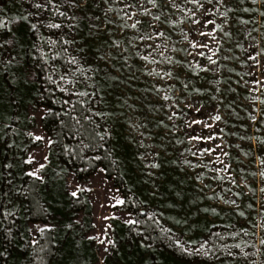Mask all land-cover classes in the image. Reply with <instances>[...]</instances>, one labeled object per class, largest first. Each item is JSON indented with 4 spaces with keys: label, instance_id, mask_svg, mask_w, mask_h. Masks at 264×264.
<instances>
[{
    "label": "rangeland",
    "instance_id": "1",
    "mask_svg": "<svg viewBox=\"0 0 264 264\" xmlns=\"http://www.w3.org/2000/svg\"><path fill=\"white\" fill-rule=\"evenodd\" d=\"M35 2L36 0H31V2L0 0V17L10 22L12 33L16 34L13 18L17 15L32 12L34 15L30 19L34 23L37 22L35 15L37 10L31 6ZM57 2L59 3L60 0ZM244 6L251 5L245 3ZM103 7L101 3L99 9L93 8L91 11L95 15H101L100 10ZM232 7H236L235 3ZM61 10L67 11L69 16L73 14V10L66 8L63 4ZM197 16L203 19L199 13ZM180 17L181 14L176 13L172 19ZM238 17L254 19L257 23L243 25L232 22V27L229 29L232 37L223 43V51L220 53V57L227 55L231 58L220 59V63L224 65L222 69L218 70L213 66L212 71L200 72L196 75L187 67L188 63L193 61L192 56L184 52L170 53L175 59L182 60L185 64L183 68L177 64L171 69L177 73L178 79L170 81H161L146 75L147 68L157 67L159 69L163 65L145 66L144 62L135 56H130L125 63L119 56L118 49L111 50L116 59L109 60L108 63L97 59L98 48L101 45L97 41L86 38L87 21L82 20L79 24V38H83V43L67 46L66 52L63 50L65 46L58 43L52 47L44 37L59 40L61 35L69 34L67 27L56 30L41 26L38 33L31 32L30 45H24L22 38L17 37V42L23 45V50L16 49L19 53L17 60L24 59L32 66H38L40 85L36 88L23 82L19 71L16 70L19 65L0 78L1 94L2 91L8 92L11 97L9 106L4 111L1 107L4 99L1 100L0 96V108L4 111L0 112V164L4 162L12 164L11 169L3 171L5 173L11 171L9 178L13 180V190L20 188L23 192L21 182L25 178L24 173L38 167L39 163L47 164L49 161L51 145L47 144V140L49 138L53 140L55 135L44 127L42 118L48 109L49 100L45 92L47 88H50V84L63 89L62 96L55 99L63 106L71 104L74 99L79 100L82 105L90 101L94 124L100 130H107L111 136L119 140L118 167L113 176H108L102 166L97 167L89 175H80V169L76 168L66 167L64 169L59 166L56 169L57 172L65 174L69 192L76 191L79 185L87 193L91 202L89 221L85 222L81 218L82 230L90 237H96L93 239V246L97 258L89 264H119V261L128 258L127 255L120 253V250L125 246L137 245H140L139 250L146 254L153 252L155 262L151 264H157L162 254L154 253V251H160V248L164 251L170 249L168 245L171 237L170 227L174 219L172 208L175 206L173 203L175 197L179 198L177 204L180 206L179 222L183 247L188 249L187 252H182L186 258H189L184 260L186 264H195L197 258L194 259V256L189 254V251L194 250L195 247V239L190 234L192 232L191 222L195 218V208L199 209L198 214H203L204 209L212 210V206L224 203L226 198L237 200L235 193L240 189L236 186L238 184L247 185L256 181L258 186H264V180L258 175V158L264 155L261 153L264 145L259 144L255 139L256 137L264 138V118H262L264 107L260 104L254 107L251 105L249 91L252 81L264 80V56L259 58V64L248 59L249 54L256 51L255 48L249 47L252 37H255L259 46L264 48V17L239 10L234 14L233 21ZM38 19L45 25L48 22L65 25L73 23L63 17L54 16L51 11L39 12ZM219 22L217 19V23ZM162 27L171 36L177 49L188 47V41L183 38L184 33L189 35L190 40L204 41L209 43L213 49L215 48L216 41L199 36L198 31L201 30V26H194L188 19H185L184 23L178 27L170 25ZM211 27L209 25L202 30L208 31ZM253 28L259 31H253L252 35L248 36V31ZM113 31L115 38L124 42L122 47L126 46V37L129 33L122 34L118 29H113ZM104 39H107V36ZM33 44L36 48L32 47ZM236 44L242 47H236ZM81 47L85 49L84 52L78 51ZM136 50L129 48L130 53ZM139 50L141 54H144L143 44H139ZM41 51L46 54L45 57H41ZM104 51L108 49L105 48ZM204 51L207 52L206 49ZM16 52L13 54L16 55ZM57 53L59 55H56ZM53 56L55 59H52ZM72 57L77 58L78 64L70 63ZM195 60L201 65L208 63L206 59L199 56L195 57ZM89 65L100 71H88ZM78 67L84 70L83 75L77 71ZM49 76L51 79L48 78ZM61 76L65 79L60 80ZM217 80L219 83H216ZM169 84L173 87L169 88ZM184 84H188L187 89L183 87ZM157 86L164 90L156 92ZM197 88L201 91H195ZM80 92H96L97 95L75 94ZM164 95H169L172 99L164 101L162 99ZM96 112L111 113V115L101 118L94 114ZM173 112L176 116L169 119ZM216 115H220L222 120L216 121L214 119ZM253 115L257 117L256 122L251 119ZM192 121H201V123L195 124L191 123ZM132 125H138V127L133 128ZM29 133L33 135L30 136ZM34 136H42L45 139L35 141ZM208 136L219 138L211 141L190 139L191 137L207 138ZM249 137L253 139L249 140ZM141 142L144 146H141ZM217 144L223 147L222 149L217 148L215 155H221L222 159L231 164V175L235 178L236 185L211 180L209 177L213 173L206 168L192 169L183 163L184 160H191L201 165L208 164L209 161L214 160V155L199 157L193 156L192 153H199L205 148H213ZM149 145L151 147H145ZM224 151L229 152V157L222 156ZM156 153H159V156L155 162L159 163L160 167H146L147 164L153 162ZM30 154L35 157L32 165L24 163ZM142 154L143 160L139 158ZM45 155L48 157L47 161L43 159ZM209 167L215 168L219 165L210 164ZM101 169L104 171L102 172ZM48 171L44 169L40 175L47 177ZM149 172L152 175H148ZM198 173H203L200 180L196 179ZM252 173H257V175H252ZM221 175L227 176L226 173H221ZM209 184L211 187H204ZM190 188H193L197 194L196 207L188 197ZM226 188L231 191H222ZM217 193L223 199L208 198ZM116 199H123L125 203L116 205ZM18 201L20 204L23 203V195L11 196L10 202L8 199L4 200L5 210L11 211L13 208L19 210ZM139 210H149L157 219L162 232L159 242H155L151 233L143 235L138 228L129 231V234H123L124 238L116 231L114 218L122 221L131 219L139 223ZM29 225L34 237L38 235L37 226L43 227L44 223L29 221ZM109 239L115 242L114 246L107 243ZM101 240L104 243H100ZM105 248L108 249L107 252ZM168 260L172 261L170 258ZM138 261H140V256Z\"/></svg>",
    "mask_w": 264,
    "mask_h": 264
},
{
    "label": "trees",
    "instance_id": "2",
    "mask_svg": "<svg viewBox=\"0 0 264 264\" xmlns=\"http://www.w3.org/2000/svg\"><path fill=\"white\" fill-rule=\"evenodd\" d=\"M13 23L16 39L20 36L24 45H30L32 36L27 23L15 20ZM19 61L21 69L19 73L23 82L27 81L25 83L37 88L40 85L38 71L33 75L28 71L32 65L24 59ZM4 75L5 73H0V78ZM47 89L45 95L49 100L48 109L42 122L44 127L55 135L53 139L55 143L49 148V161L45 168L49 170V175L44 177L46 183L43 184L25 176L21 183L23 192L27 191L29 195L27 197L23 195L22 204L18 201L20 208L19 210L13 208L10 211L13 215L0 217L3 221L0 224V251L6 252L5 258L0 259V264H89L97 258L93 239L90 240V236L82 230L81 218L87 222L91 213L89 197L84 190L79 191L77 197H72L71 192L67 190L65 174L57 172L56 169L59 166L64 169L76 168L80 169V175H89L97 167L102 166L108 176H113L118 167L119 140L111 135H104L105 130H100L94 124L90 101L82 105L79 100L74 99L71 104L63 106L55 100L56 97L62 96V89L53 87L52 84ZM0 96L1 100L4 99L1 107L6 111L11 100L10 94L2 91ZM4 111L0 108V112ZM101 135H104L103 140L100 139ZM238 185L240 189L236 193L240 195H236V205L216 204L212 206L215 212L208 210L203 214H198L196 191L193 188L189 189L188 197L196 207L190 232L195 239V247L189 251L194 259L197 258L195 264H264V246L260 244L264 232L258 227H252L264 218L261 215V210L264 209V191L261 189L264 186H258L256 181ZM178 201L177 197L173 200L175 206L172 208L174 219L170 227L171 237L168 245L170 249L164 251L160 248V251H154L162 254L157 264H186L184 259H189L182 253L184 247ZM240 212H243L244 216H240ZM138 216L139 223L134 225L114 218L116 231L124 238L123 234H129V231L138 228L143 235L151 233L155 242H159L162 232L157 219L149 210H139ZM29 221L44 223V226H51V230L33 237L28 231ZM69 224L72 225L71 228L67 227ZM9 228L10 241L5 232V229ZM33 239L38 243L32 244ZM124 240L126 241V238ZM176 241L180 243L177 244ZM237 244L240 245L239 248L235 247ZM201 245H204L207 255L195 252ZM139 247L140 245L125 246L121 249L120 253L127 255L128 258L119 261V264L153 263V252L146 254L140 251ZM40 248L44 251H39Z\"/></svg>",
    "mask_w": 264,
    "mask_h": 264
},
{
    "label": "snow or ice",
    "instance_id": "3",
    "mask_svg": "<svg viewBox=\"0 0 264 264\" xmlns=\"http://www.w3.org/2000/svg\"><path fill=\"white\" fill-rule=\"evenodd\" d=\"M26 2H31V0H26ZM103 4L104 7L101 11V15H95L91 10L93 8L99 9V5ZM235 3L236 7H232V4ZM245 3L250 4L251 6H244ZM64 5L66 8L73 10V14L69 16L67 11L61 10V5ZM34 9L37 10L35 15L37 16V22H32L30 17L34 15L32 12H25L22 15H17L13 19L15 21H23L26 22L29 30L33 33H38L41 26L47 27L48 29H62L67 27L69 30V34L61 35L59 40L51 39L50 37H44L47 40L48 44L52 47H55L58 43L62 46H65L63 50L67 51V46H73L76 44H82L83 38H79V24L80 22L87 21L86 27L88 28V33L86 38L92 41H97L101 45L98 48V56L97 59L108 63L109 60L116 59V56L112 54V49L119 50V56L122 57L125 63H127L130 56H135L142 62L144 65H163L161 68L157 67H149L146 70V75L150 77L158 78L161 81H170L178 79L177 73H174L171 69L175 67L177 64L180 65L181 68L185 67V64L182 60L175 59L173 55L170 53L176 52H184L187 55L193 57V61L189 62L187 67L194 72L196 75H199L200 72H210L212 71L213 66L217 67V69H222L224 67L223 64L220 63V59L228 60L231 57L224 55L220 57V53L223 51V43L231 39L232 32L229 30L232 27V22H238L243 25H248L250 23L255 24L257 21L254 19H243L242 17L236 18L233 21L234 14L239 10L244 13H255L261 17H264V0H60L58 3L57 0H36L35 3L31 5ZM41 11H51L54 16L63 17L69 21H73L70 24H61L56 22H48L46 25L43 24L42 21L38 19L39 12ZM80 13L82 15H78ZM180 13L181 17L179 19H172V17L176 14ZM197 13L200 14L203 19L198 18ZM211 17V18H210ZM188 19L194 26H201V30L198 31V35L201 37L210 38L213 41H216L215 48L210 47L209 43L204 41H193L189 39V35L184 33V40L188 41L187 48L177 49L174 46V43L171 40V36L164 30L163 25H170L171 27H178L184 23V20ZM217 19H219V23H217ZM10 22H6L4 18L0 17V73H6L11 70L13 67L20 65V61L17 60V56L19 55L16 52L17 48L23 50V45L18 43L16 40V36L12 33V29L9 26ZM211 25V29L208 31H203V28H207ZM113 29H118L122 34L124 32H128L129 35L126 37L127 45L122 47L124 43L120 39L115 38V33ZM183 31V30H182ZM253 31H259L258 29H250L247 33L248 36L252 35ZM107 36V39L104 37ZM6 37V38H4ZM139 44L144 45V54H141L139 50ZM33 48H36V45H32ZM236 47H242L240 44H236ZM249 47L255 48L256 51L254 53H250L248 56L249 60L255 61L257 64L260 63L259 58L264 56V48L259 46V42L255 37H252V42L249 44ZM108 49V51H104V49ZM129 48L137 49L135 52H129ZM207 50L204 51V50ZM194 50V51H192ZM78 51L84 52V48H79ZM16 52V55L13 53ZM127 53V55H125ZM211 53V54H208ZM56 55H59L57 53ZM46 54L41 51V57H45ZM202 57L208 61L207 64L201 65L199 61L195 60V57ZM213 57H218L214 59ZM55 59V56L52 57ZM72 64H78L77 58L72 57L70 60ZM17 71L21 69L19 67L16 68ZM38 70L37 65H33L28 69L33 75H35ZM77 71L81 72L83 75L84 70L81 68H77ZM88 71H100V69H93L91 65H89ZM51 79V76L48 77ZM91 78V77H86ZM11 79V78H9ZM65 77L61 76L60 80H64ZM27 82V81H25ZM219 83V80L216 81ZM247 83V82H246ZM169 88L173 87L172 84L168 85ZM183 87L185 89L188 88V84H184ZM63 90V89H62ZM164 89L160 86H157L155 91L162 92ZM195 91L200 92L201 89L197 88ZM219 91V89H217ZM250 91V103L254 107L256 104H260L264 107V80H254L252 84L249 86ZM80 96H88L93 95L96 96L97 93H88V92H80L75 93ZM164 101H168L172 99L169 95H164L162 97ZM68 103V101H65ZM171 107V106H170ZM256 111H260V109H255ZM96 116L101 118L111 115V113L104 112H96L94 113ZM176 116V113L173 112L169 119H172ZM262 118H264V113H262ZM216 121H221L222 117L220 115H216L214 117ZM253 122H256L257 117L251 116ZM191 123H201V121H192ZM133 128L138 127V125H132ZM146 127V125H145ZM211 127V125H208ZM223 131V130H221ZM28 135H33L29 133ZM104 135H111L107 130H105ZM104 135L100 136V139H104ZM143 136V133H141ZM217 136H208L204 137H191L190 139L196 140H215L218 139ZM45 138L42 136H34L35 141H42ZM249 140L253 139L252 137L248 138ZM257 142L261 145H264V138L256 137ZM55 143V141L50 138L47 140V144L50 146ZM179 143V141H178ZM11 147V145H8ZM141 146H144L141 142ZM145 147H151L145 146ZM222 145L217 144L213 148H205L197 152H193V156L203 157L205 155H214L215 158L212 161H209L208 164L201 165L199 163H193L191 160H184L183 163L192 169L197 168H206L208 171L212 172L213 175L209 177V179L217 181V182H225L236 185L235 178L231 175L232 166L230 163L226 162L225 159L221 158V155H215L216 149L221 148ZM261 153H264V147L261 148ZM151 155V153H149ZM229 152H222L223 157H229ZM159 156V153H156L153 157V162L147 164L148 168H159L160 164L155 162L156 158ZM141 160L144 159L143 154L139 157ZM45 161L48 160L47 155L43 157ZM95 159H100V157H95ZM259 172L258 175L262 180H264V155L259 156ZM35 162V157L33 155H29L27 159L24 160L25 164L32 165ZM210 164H218L219 167H209ZM12 168V164L8 162H4L0 164V217L6 218L8 216L13 215L12 212L5 210L3 201L8 199L10 202V197L24 195L27 197L29 193L27 191L21 192L20 188H16L13 190V180L10 179L11 171H7L6 173L3 170H9ZM46 168L45 163H39L38 167L33 168L32 170L26 171L24 173L25 176L32 178L33 180H37L40 183H46L44 176L40 175V173ZM103 172L104 169H101ZM243 171V169H241ZM221 173H226L227 176L221 175ZM148 175H152L151 172L147 173ZM252 175H257V173H252ZM203 176V173H198L196 175V179L200 180ZM237 187L239 185H236ZM204 187H211V185H204ZM77 186L76 191H72L70 195L72 197H77L78 192L82 191ZM222 191H231V189H222ZM264 191V188L261 189ZM235 195L239 196L240 193H235ZM209 199L220 198L219 193L214 196L208 197ZM125 201L123 199H116V205H123ZM225 204L236 205V201L234 199H225ZM113 205V206H116ZM204 211H208V209H204ZM215 212V209H212ZM240 216H244L243 212L239 213ZM261 215L264 217V209L261 210ZM107 219V217H105ZM3 221L0 220V224ZM128 224H136V220H127ZM251 223V222H249ZM68 228H71L72 225H67ZM253 228L258 227L261 232H264V218L257 222V224L252 225ZM37 232L43 235L46 231L51 230V226L39 227L37 226ZM31 233L32 229H28ZM242 231H246V229H242ZM7 233L8 240L11 239V229H5ZM255 235V233H253ZM89 239H96V237H89ZM38 241L33 239L32 244H37ZM100 243H104L103 240ZM107 243L109 245L115 244L114 241L108 240ZM179 244V241H176ZM260 244L264 246V238H261ZM235 247L239 248L240 245L237 244ZM39 251L43 252L44 249L40 248ZM107 252L108 249L105 248ZM183 251L187 252L188 249H183ZM196 253H203L207 255L208 253L204 251V245H201L199 248L195 249ZM192 254V253H189ZM6 256V252L0 251V259H4Z\"/></svg>",
    "mask_w": 264,
    "mask_h": 264
}]
</instances>
